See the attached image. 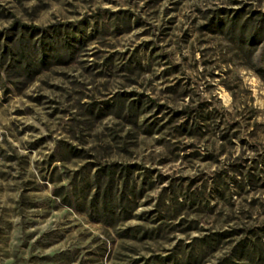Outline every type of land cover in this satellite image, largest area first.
Returning a JSON list of instances; mask_svg holds the SVG:
<instances>
[{
	"label": "rangeland",
	"instance_id": "1",
	"mask_svg": "<svg viewBox=\"0 0 264 264\" xmlns=\"http://www.w3.org/2000/svg\"><path fill=\"white\" fill-rule=\"evenodd\" d=\"M0 264H264V0H0Z\"/></svg>",
	"mask_w": 264,
	"mask_h": 264
},
{
	"label": "trees",
	"instance_id": "2",
	"mask_svg": "<svg viewBox=\"0 0 264 264\" xmlns=\"http://www.w3.org/2000/svg\"><path fill=\"white\" fill-rule=\"evenodd\" d=\"M233 17H236V16H233ZM249 19L250 18H247L245 21H241V23L239 24V28L240 29L238 30V36L239 37H243L244 38L243 40H245V41H247L249 43H252L256 39V37L259 35L260 29H259V26H256L254 28V26H253L254 23L248 22ZM239 20H237V21H234V20L229 21L227 23L228 29H232V30L235 29L236 26L238 25ZM247 27H249V28H248L247 33L245 34L244 32H245ZM33 29H37V28H33ZM101 202H102V205H106V203H107L106 198L102 197Z\"/></svg>",
	"mask_w": 264,
	"mask_h": 264
}]
</instances>
